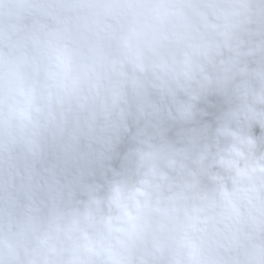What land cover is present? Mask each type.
Segmentation results:
<instances>
[{
	"label": "clouds",
	"instance_id": "clouds-1",
	"mask_svg": "<svg viewBox=\"0 0 264 264\" xmlns=\"http://www.w3.org/2000/svg\"><path fill=\"white\" fill-rule=\"evenodd\" d=\"M0 264H264V0H0Z\"/></svg>",
	"mask_w": 264,
	"mask_h": 264
}]
</instances>
